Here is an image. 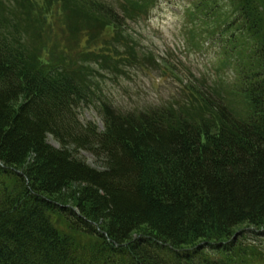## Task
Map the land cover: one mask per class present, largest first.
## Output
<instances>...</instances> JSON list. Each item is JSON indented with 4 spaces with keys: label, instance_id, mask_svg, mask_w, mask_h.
Listing matches in <instances>:
<instances>
[{
    "label": "trees",
    "instance_id": "trees-1",
    "mask_svg": "<svg viewBox=\"0 0 264 264\" xmlns=\"http://www.w3.org/2000/svg\"><path fill=\"white\" fill-rule=\"evenodd\" d=\"M44 1L51 19L55 0ZM58 1L71 7L64 45L55 25L45 35L29 14L0 16V264H259L239 242L247 228L264 234V0H196L218 14L202 16L224 34L232 79L217 95L194 88L197 106L148 111L102 93L90 62L113 73L114 51L105 66L71 42L81 15L124 41L123 21L153 1L122 0L126 17L98 0ZM91 104L104 129L80 119Z\"/></svg>",
    "mask_w": 264,
    "mask_h": 264
},
{
    "label": "rangeland",
    "instance_id": "rangeland-1",
    "mask_svg": "<svg viewBox=\"0 0 264 264\" xmlns=\"http://www.w3.org/2000/svg\"><path fill=\"white\" fill-rule=\"evenodd\" d=\"M98 1L119 7L120 13L126 17L121 8L122 0ZM151 1L152 7L146 16L138 19L127 18L123 21L122 31L127 36L124 41L113 37L117 29L99 30L96 27L92 29L87 18L84 19L82 15L78 18L79 30L85 28V31L71 42L73 45L79 44L81 48L85 46L82 50L92 48L91 50L96 52L95 56L101 58L105 66H110L106 59L107 52L115 53L116 50H121L127 56L120 58L116 53H110L113 58H118L119 65L118 70L113 66L115 71L112 74L108 67H106L108 70H101L95 65L97 58L92 59L90 65L94 67L93 75L98 80L101 91L123 110H146L159 106L169 108L174 106L172 109L182 110L187 108L181 107L182 102H188L190 98L189 105L194 107L197 106L198 97L193 90L195 88L196 91H200L199 86L207 87L214 95L221 94L220 87L224 88L225 83H229L233 76L232 66L223 64L220 55L221 48L223 49L222 42L225 44L224 37L219 36L218 32L202 37L196 32L193 33L198 22L202 25V22L210 23L214 20L215 16L209 20L205 19L201 16L203 13H216L217 16V12L215 10L207 12L205 9L199 12L192 10L196 0ZM44 4V0H0V16L6 22L12 23L11 19H14L12 14L16 13L17 17L20 13L29 14L28 17L36 24L46 26L45 35L49 28H52L50 26L55 25L52 28L54 34L51 40H54V43L59 41L57 45H64L62 44L66 36L64 31L70 28L69 23L64 27V20L69 16L71 7L64 1L55 0L52 4L55 7L51 6L48 11L57 9V12L55 15L51 14V19H48V16L44 15L46 12ZM223 10L220 12H231L233 7L224 5ZM20 22L22 25L25 23L24 20ZM49 24L51 25L48 26ZM89 34L94 36L93 40L87 38ZM79 64L75 63L74 71L80 67ZM197 94L201 98L198 92ZM80 117L83 122L94 121L100 129H104V122L95 107L85 106L80 109ZM49 141L57 147L61 146L52 136L49 137ZM80 155L90 165L100 169L104 167L103 159L92 152L81 150ZM240 241L242 253L247 250L249 254H244L254 257L259 264H264V234L261 231L247 228ZM249 245L255 247L256 254H250Z\"/></svg>",
    "mask_w": 264,
    "mask_h": 264
}]
</instances>
